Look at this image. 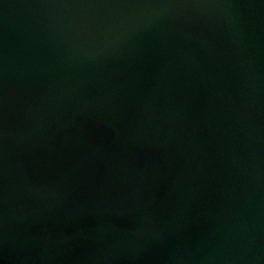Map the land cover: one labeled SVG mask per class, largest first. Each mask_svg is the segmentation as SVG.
Masks as SVG:
<instances>
[{"label": "water", "instance_id": "95a60500", "mask_svg": "<svg viewBox=\"0 0 264 264\" xmlns=\"http://www.w3.org/2000/svg\"><path fill=\"white\" fill-rule=\"evenodd\" d=\"M0 264H264V0H0Z\"/></svg>", "mask_w": 264, "mask_h": 264}]
</instances>
